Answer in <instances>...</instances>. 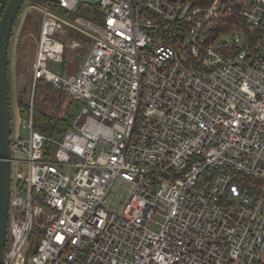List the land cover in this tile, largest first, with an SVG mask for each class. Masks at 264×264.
I'll list each match as a JSON object with an SVG mask.
<instances>
[{
  "label": "built area",
  "instance_id": "2783aa9c",
  "mask_svg": "<svg viewBox=\"0 0 264 264\" xmlns=\"http://www.w3.org/2000/svg\"><path fill=\"white\" fill-rule=\"evenodd\" d=\"M56 1L103 20L43 6L1 264H264V0ZM72 29L85 59L53 68L84 45ZM38 80L83 102L60 138L34 127ZM117 177L121 211L104 206Z\"/></svg>",
  "mask_w": 264,
  "mask_h": 264
},
{
  "label": "rangeland",
  "instance_id": "374dc122",
  "mask_svg": "<svg viewBox=\"0 0 264 264\" xmlns=\"http://www.w3.org/2000/svg\"><path fill=\"white\" fill-rule=\"evenodd\" d=\"M42 12L43 6L35 4L32 1H25L22 6V14L19 18L18 24L16 26L14 36L9 47V59H10V72H11V89H10V111L12 112L11 117V127L12 133L16 134L20 132V121L18 115V100L20 97L28 99L31 98L33 94V80L31 75V65H32V49L36 48V37L39 36L42 24ZM28 18L26 27L23 28L25 20ZM27 28V29H26ZM71 40L68 38V41ZM28 46L26 50L23 48ZM84 46V45H83ZM82 46V47H83ZM89 47L84 48L85 52L78 47L76 49L67 50V61L66 62H56L52 61V67L57 69H64L67 72L77 71L74 69L73 62L76 59L78 61V67L85 59V54ZM34 50V49H33ZM71 69V70H70ZM74 69V70H72ZM44 80H40L37 93H36V105L39 108L51 113L53 115H58L61 113L62 109L68 99H70L67 94L63 93L61 95H56L54 92L47 91L46 83ZM17 112V116L13 115V111ZM16 165L12 169L13 183H16ZM132 190L131 182L117 177L113 182L111 192L107 195L104 206L110 209H115L121 211L129 199L130 191ZM154 219L156 222L152 224L154 228L159 227V222H162L163 217L155 215ZM264 256V249H263Z\"/></svg>",
  "mask_w": 264,
  "mask_h": 264
},
{
  "label": "trees",
  "instance_id": "16d2710c",
  "mask_svg": "<svg viewBox=\"0 0 264 264\" xmlns=\"http://www.w3.org/2000/svg\"><path fill=\"white\" fill-rule=\"evenodd\" d=\"M27 1H32L33 3L39 4L41 6H44L48 2V0H27ZM193 1H195L199 5H204V6L209 5L212 2V0H193ZM8 2L9 0H0V16L3 14ZM49 4L52 10L56 12H61V14L69 18H74L78 15H83L85 17L97 19L99 21L103 20V17L101 16L97 8V5L93 3L82 2L80 3L78 10L76 11H69V10L61 8L56 0H50ZM21 14H22V8L19 11L17 18L14 22L10 43L14 36V32H15V29H16V26L18 24ZM235 16L236 14L234 13V11L226 12L223 15H221L222 21L227 20V22L224 24V26H221L218 29V33L219 31L221 32L222 30H226V29L232 31L235 28L233 24V22L236 20ZM27 20L28 18L25 20L26 22L24 23L23 28L26 27ZM68 38L80 39L84 43V46L81 47V49L84 52H85L84 48L89 47L93 39V37L89 35L88 33H85L84 31L77 30V29H72L69 32ZM23 48L27 50L28 46H24ZM30 48L32 49L31 54H32V59H33L35 57L36 48H33L32 45L30 46ZM68 49L69 48H66L63 62L67 61V50ZM77 64H78V61L76 62V59H75L72 64L75 70L79 68ZM8 79H9V101H10V89H11L10 59H9V64H8ZM39 82L40 80L37 81L36 86H35L34 127L46 135H49L51 137L60 138L64 134L66 129L72 125L74 119L76 118V116L78 115L79 111L81 110L83 106V102L74 100V99H68L61 113H59L58 115H53L51 113H48L47 111L43 110L42 108L37 107L36 105V93H37V87H38ZM43 82L47 84L46 85L48 89L47 91L52 92V93L54 92V94L56 95L62 94V92H59V90L55 89L52 83L45 81V80ZM18 106H19V109H18L19 117L28 116L29 109H30V103L28 99L24 98V96L20 97L18 100ZM11 117H12V112H11ZM35 232L37 233V231ZM32 237H33L32 238L33 240H32V245L30 248L31 252L34 251V246L39 239L38 237L34 238V234L32 235Z\"/></svg>",
  "mask_w": 264,
  "mask_h": 264
},
{
  "label": "water",
  "instance_id": "95a60500",
  "mask_svg": "<svg viewBox=\"0 0 264 264\" xmlns=\"http://www.w3.org/2000/svg\"><path fill=\"white\" fill-rule=\"evenodd\" d=\"M25 1L9 0L0 16V264L7 242L12 183L10 150L12 127L8 79L9 47L14 22ZM37 247L38 242L35 249Z\"/></svg>",
  "mask_w": 264,
  "mask_h": 264
}]
</instances>
